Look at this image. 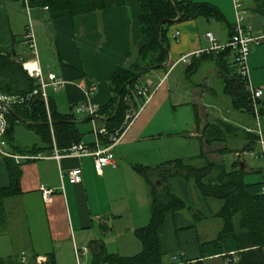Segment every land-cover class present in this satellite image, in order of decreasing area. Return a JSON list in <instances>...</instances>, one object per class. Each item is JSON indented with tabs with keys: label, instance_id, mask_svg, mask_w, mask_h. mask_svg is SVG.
Returning <instances> with one entry per match:
<instances>
[{
	"label": "crops",
	"instance_id": "obj_1",
	"mask_svg": "<svg viewBox=\"0 0 264 264\" xmlns=\"http://www.w3.org/2000/svg\"><path fill=\"white\" fill-rule=\"evenodd\" d=\"M176 1L210 4L221 12L224 21L198 17L168 26L165 60L168 65L144 75L142 83L151 79L159 86L126 127L121 141L108 152L116 160V168L102 165L98 173L92 157L59 161L33 158L20 164L0 158V188L10 187L7 161L20 172L19 193L1 199L0 203V264H37V257H44L48 264H93L94 242L102 243L110 254L124 257L138 254L142 245L134 231L148 224L151 199L144 179L134 171L133 164L156 167L181 159L191 167L202 168L209 161L218 170L223 167L229 172L235 163H242L246 184L264 179L259 146V140L264 138L260 123L264 115L257 118L251 115L255 128H248L242 121V112L234 109L228 88L236 75L233 53L230 50L229 54L223 53L225 50L201 52L211 46L204 36L206 33H211L219 45L228 42L234 24L231 0ZM242 2L247 13L246 24L255 36L261 37L250 49L247 66L253 73L250 84L263 91L258 107L264 109V13L258 10V1ZM139 14L138 0L85 14L66 13L57 19L49 18L46 7L31 6L37 51L34 57L24 38L28 19L22 1L0 0V53H12L21 63L32 59L44 77L54 73L66 81L58 91L47 89L51 110L61 117H72L68 122L75 126L80 142L93 147L92 123L90 119L83 122L88 117L75 114L74 107L86 101L85 94L91 85L96 87L89 96L93 104L102 108L110 100V77L137 57ZM217 23L223 25L222 32ZM175 31L179 32L176 39ZM205 105H211L212 111ZM104 122L98 115L96 127L105 126ZM216 123L224 127L223 142L206 143V128ZM23 124L27 123L18 125L25 127ZM239 125H244V129L238 128L243 130L240 146L230 147L232 137L227 133L228 127ZM244 132L257 136L247 151H242L249 145ZM36 136L40 146L21 147L12 132L8 150L20 156L50 155L52 146ZM105 145L102 142L101 146ZM201 154L205 156L203 159L199 158ZM224 155L231 165L229 170L221 159ZM246 155L251 156L250 166L246 165ZM254 156L261 161L259 168L252 163L257 161ZM76 168L81 169L80 181L73 184L67 174ZM217 172H212L210 177H218ZM256 173L261 174L260 179L246 181V176ZM40 186L53 189L48 201L42 199ZM172 190L182 209L167 212L157 230L162 262L206 264L219 260V264H227L228 253L203 258L200 249L201 244L216 240L223 229V220L218 216L223 201L204 197L194 179H184L183 175L172 179Z\"/></svg>",
	"mask_w": 264,
	"mask_h": 264
},
{
	"label": "trees",
	"instance_id": "obj_2",
	"mask_svg": "<svg viewBox=\"0 0 264 264\" xmlns=\"http://www.w3.org/2000/svg\"><path fill=\"white\" fill-rule=\"evenodd\" d=\"M127 1L33 0L31 6L46 7L49 18L57 19L66 13L70 15L85 14L125 5ZM256 1H258V10H262L264 13V0ZM138 4L140 41L137 46V57L112 74L109 80L112 96L106 105L98 111L99 116L104 119L108 118L104 124L109 134L120 130L126 122L127 113L137 110L138 105L143 103V97L137 94L136 88L142 84L144 75L151 71L149 68L160 66L166 60L167 55L164 50L168 47L166 31L171 23L166 21L158 31L161 21L174 20L177 16L176 11L181 16L180 21L194 20L198 17L224 21L221 12L207 3L138 0ZM173 6L176 7V11ZM223 53L229 54V49ZM146 68L148 69L140 78L133 80ZM130 80L132 81L124 87ZM36 87L35 81L22 69V63L17 60L14 54L0 53V93L24 99L22 104L12 107L18 117L33 123L46 124L47 119L41 100L34 96L27 100ZM228 88L234 109L245 111L254 117L250 96L237 73L235 79L231 83L229 82ZM118 96V105L113 116ZM258 114L264 115V109L258 107ZM51 118L52 122H56L51 127L23 125L34 131L42 143L49 145L50 148L52 135L58 149H66L72 144L80 142V135L75 126L68 122L73 120L72 117H61L52 108ZM7 121L6 139L8 144L12 145L13 127L22 123L17 122L9 113ZM50 129H52V135ZM206 132V143L223 142L224 132L216 124H209ZM244 138L249 139V145H246L242 151H247L251 149L257 136L244 132ZM204 157L203 154L199 156L200 159ZM7 162L10 187L0 188V203L1 199L19 193V169L11 161ZM132 168L144 179L151 199V216L148 224L134 231L142 249L136 255L124 257L119 254H110L102 243L94 242L92 245L93 264H164L159 250L157 230L162 225L167 212L182 209V203L172 190V179L178 175H183L184 179H194L198 191L204 197L223 201V206L218 213V216L223 220V229L216 240L200 245L202 257L208 258L225 252L228 253L227 264H264V180L255 184H246L243 179L245 171L241 169L239 163H235L229 172H226L223 167L218 170L219 167L209 161H206V166L202 168H194L181 159L168 161L156 167L133 164ZM216 171H218V177H210L211 173ZM236 218L237 225H235ZM231 252H234L235 255L231 256ZM233 257L236 258L235 261H233ZM188 264L203 263L196 261Z\"/></svg>",
	"mask_w": 264,
	"mask_h": 264
},
{
	"label": "built area",
	"instance_id": "obj_3",
	"mask_svg": "<svg viewBox=\"0 0 264 264\" xmlns=\"http://www.w3.org/2000/svg\"><path fill=\"white\" fill-rule=\"evenodd\" d=\"M24 5V11L28 19V25L25 32V42L30 53L36 57V43L33 33V28L31 24V3L33 0H21ZM233 11H234V24L232 26V34L227 43L219 45L216 42V39L211 33H206L204 36L210 43V48L201 51L202 53H209L210 51H224L229 49L233 53V63L236 69L237 76L240 81L244 84L246 91L248 92L253 110L254 117H258V106L257 102L262 97L263 91L260 88H255L250 84L249 71L247 66V59L250 53L251 47L256 44L261 37L255 36L252 32V29L249 25L246 24V10L243 7L242 0H231ZM47 9V8H46ZM179 36V32L175 31L174 38L176 39ZM200 53V52H198ZM22 68L26 74L33 80H35L37 87L29 95L30 98L33 96L41 100L47 123L52 122L51 118V107L50 101L47 95V89L51 88L53 91H58L66 85V81L58 78L54 73H48L44 77L40 69L36 66L34 60L29 59L22 62ZM159 84H155L151 79H146L144 82L137 86V94L143 97V103L140 108L135 111H130L126 115V127L136 118L140 112L143 105L152 97L153 93L158 88ZM96 91L95 85H91L88 91L86 92V101L76 105L74 107V113L77 115L87 116L92 123V133L94 136V146L90 147L81 142L74 143L66 149H58L55 140L52 135V153L50 155L44 156H20L13 154L8 150V143L5 139L6 130L8 127L7 121V110L6 106L12 108L18 104H22L24 99L17 98L12 96H6L0 93V158L12 159L16 164H20L22 161L29 159H45L51 158L57 161L62 158H83V157H92L94 169L96 172L100 173L102 165H107L111 168L117 167L116 160L108 154V152L116 146L123 137V132H115L114 134H109L106 127L102 126L101 128L96 127V119L98 118L99 106L93 104L89 96ZM28 100V99H27ZM51 127V126H50ZM106 142L105 146H101L102 142ZM260 146V157L264 160V139L259 140ZM81 169L76 168L68 172L67 176L71 183H78L80 181ZM264 180V179H263ZM39 192L44 201H48L50 196L53 194V189L45 188L40 186ZM235 261L236 258H233ZM21 260L24 262L26 259L24 256L21 257ZM228 262V259H227ZM37 264H48L47 260L44 257L36 258ZM194 262H181L179 264H188Z\"/></svg>",
	"mask_w": 264,
	"mask_h": 264
},
{
	"label": "rangeland",
	"instance_id": "obj_4",
	"mask_svg": "<svg viewBox=\"0 0 264 264\" xmlns=\"http://www.w3.org/2000/svg\"><path fill=\"white\" fill-rule=\"evenodd\" d=\"M231 14H232V16L234 18L233 11H231ZM217 26H218V30L220 32H222L221 28L223 27V25L221 23H217ZM251 76H253V73H251L250 70H249V78ZM206 100L207 99L204 100L205 103H206ZM220 103H221V101H220ZM205 107H207L208 110L210 108V111H212L211 105L209 107L205 105ZM240 112H242V115L244 116V119H242L243 117H241L242 121L245 123L244 125H246V126L248 125L247 126L248 128H249V126L252 127V128H255V120L253 118L251 119V117H250L251 115L249 113L245 112V111H240ZM260 123H261V126H262V130L264 131V117L260 118ZM216 125L220 129H222L224 131V127H223L222 124L216 123ZM244 125H242V126L239 125V127H233V126L228 127L227 133H229L231 135L230 137H232L231 144L229 145L230 147L237 148V147L240 146L239 139L241 137H243V135H242V131L243 130H240V129L241 128L244 129V127H243ZM238 128H240V129H238ZM225 131H226V128H225ZM13 134L15 135V139L18 142V145H20L21 147H32V146H40L41 145V142L39 141L38 137L32 131H29V130L25 129V127H23L22 125H15L13 127ZM250 157H251L250 155H246L245 156L246 165L247 166H250V163H249L250 160H251ZM253 158H254V160H257V161H252L253 165H256L255 167L259 168L261 166V161L255 156ZM221 159L224 160V163H225L224 165H225L226 169H228V170L231 169V165L228 163L227 156L224 155V157H222ZM252 178L260 179L261 178V174L260 173H256L254 175H248V176H246V181L248 182V180L252 179ZM175 186H176V183H175ZM198 223L200 225V222H198ZM199 229H200V226H199ZM165 261L167 262V257L165 258ZM219 263H220V261L216 260L215 262H209V263H206V264H219Z\"/></svg>",
	"mask_w": 264,
	"mask_h": 264
},
{
	"label": "water",
	"instance_id": "obj_5",
	"mask_svg": "<svg viewBox=\"0 0 264 264\" xmlns=\"http://www.w3.org/2000/svg\"><path fill=\"white\" fill-rule=\"evenodd\" d=\"M173 7H174V10L176 11V7H175V6H173ZM176 15H177V16H176V18H175L174 20H163V21H161L160 24H159V26H158V31H159L160 27L163 26V25L166 23V21H169L170 23H176V22H179V21L181 20V16L179 15V13H178L177 11H176ZM164 50H165L166 55L168 56V51H167V49H164ZM167 65H168V62L165 61L162 65H160V66H155V67H150L149 69H151V70L162 69V68L167 67ZM147 69H148V68H146V69L143 70L141 73H139V74L136 76V78H134L133 80L140 78V77L143 75V73H144ZM131 81H132V80L128 81V82L124 85V87H125L127 84H129ZM120 93H121V90H120V92H119V95H120ZM27 99L30 100V99H31L30 96H28ZM118 100H119V96H118L117 103H116L115 108H114V114H113V116L115 115V112H116V109H117ZM6 110H7V112H8L9 114H11V115L17 120V122L27 123V124L34 125V126H39V125L53 126V125L56 123V122H51V123H46V124H43V123H33V122H31V121L24 120V119H21L20 117H18V116L13 112V109L10 108L9 106H6ZM106 119H108V118H106ZM106 119H105V120H106ZM82 121H83V122L89 121V118L83 119ZM125 129H126V124L124 123V124L122 125V127L120 128L119 132L121 133V132H123ZM243 167H244V165H242V163H241V168H243Z\"/></svg>",
	"mask_w": 264,
	"mask_h": 264
},
{
	"label": "bare ground",
	"instance_id": "obj_6",
	"mask_svg": "<svg viewBox=\"0 0 264 264\" xmlns=\"http://www.w3.org/2000/svg\"><path fill=\"white\" fill-rule=\"evenodd\" d=\"M38 113V112H37Z\"/></svg>",
	"mask_w": 264,
	"mask_h": 264
}]
</instances>
